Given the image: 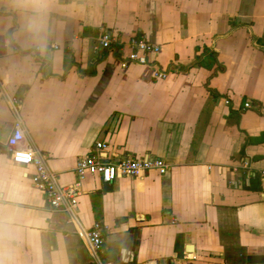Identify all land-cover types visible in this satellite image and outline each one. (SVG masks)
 Instances as JSON below:
<instances>
[{
    "label": "crops",
    "instance_id": "obj_1",
    "mask_svg": "<svg viewBox=\"0 0 264 264\" xmlns=\"http://www.w3.org/2000/svg\"><path fill=\"white\" fill-rule=\"evenodd\" d=\"M133 36L166 78L121 65ZM263 111L264 0H0V264H264ZM16 119L62 186L95 153L169 169L87 176L54 210L10 158ZM96 222L95 257L77 231Z\"/></svg>",
    "mask_w": 264,
    "mask_h": 264
},
{
    "label": "built area",
    "instance_id": "obj_2",
    "mask_svg": "<svg viewBox=\"0 0 264 264\" xmlns=\"http://www.w3.org/2000/svg\"><path fill=\"white\" fill-rule=\"evenodd\" d=\"M98 40L99 45L105 49H111L116 45L122 44L121 37L109 31H102ZM127 46L129 51L121 61L122 66L129 64L146 65L152 70L155 78H166L168 76V71L164 70L154 57L160 51L159 45L133 36L128 40ZM51 47L57 48L58 46L52 44ZM38 49L39 47L37 46L36 50ZM32 52L35 53V50ZM244 106L251 107V103L246 102ZM95 146L103 150L107 147V144L97 142ZM7 150L14 162L34 167L32 185L43 192L49 207L54 210H74L78 206L80 183L87 176L98 175L103 182L111 183L119 177L143 178L152 170L162 175L169 169L168 164L161 157H126L105 162L103 161V156L95 153L80 157L75 166L77 181L74 184L62 186L58 184L56 175L48 168L46 160L33 142L25 136L22 122L19 119L15 120L7 139ZM250 165L248 160H244L240 166L234 169L240 181L249 180V176L252 174ZM260 176L264 177V168L260 170ZM77 235L85 240L96 257L103 242L100 223L96 222L89 228L79 229ZM106 264L112 263L108 262Z\"/></svg>",
    "mask_w": 264,
    "mask_h": 264
},
{
    "label": "water",
    "instance_id": "obj_3",
    "mask_svg": "<svg viewBox=\"0 0 264 264\" xmlns=\"http://www.w3.org/2000/svg\"><path fill=\"white\" fill-rule=\"evenodd\" d=\"M103 161H105V162H108V160H106V159H103ZM112 186H111V183L110 182H104L103 183V190H109L110 188H111Z\"/></svg>",
    "mask_w": 264,
    "mask_h": 264
}]
</instances>
